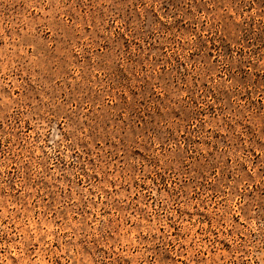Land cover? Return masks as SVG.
<instances>
[{
	"label": "rangeland",
	"instance_id": "1",
	"mask_svg": "<svg viewBox=\"0 0 264 264\" xmlns=\"http://www.w3.org/2000/svg\"><path fill=\"white\" fill-rule=\"evenodd\" d=\"M0 264H264V0H0Z\"/></svg>",
	"mask_w": 264,
	"mask_h": 264
}]
</instances>
